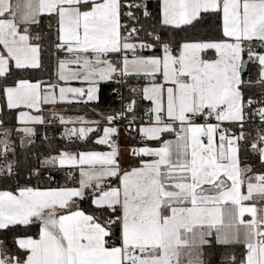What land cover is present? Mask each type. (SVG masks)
I'll list each match as a JSON object with an SVG mask.
<instances>
[{
  "label": "snow or ice",
  "instance_id": "obj_1",
  "mask_svg": "<svg viewBox=\"0 0 264 264\" xmlns=\"http://www.w3.org/2000/svg\"><path fill=\"white\" fill-rule=\"evenodd\" d=\"M0 161V264H264V0H0Z\"/></svg>",
  "mask_w": 264,
  "mask_h": 264
},
{
  "label": "trees",
  "instance_id": "obj_2",
  "mask_svg": "<svg viewBox=\"0 0 264 264\" xmlns=\"http://www.w3.org/2000/svg\"><path fill=\"white\" fill-rule=\"evenodd\" d=\"M147 2L149 3V6L152 9L156 8V3H157L156 0H149ZM52 62L53 61H49V64H51ZM249 71L251 72V75L253 77L256 76V69L253 68V69H250ZM114 87H115V85H114ZM102 100H103V103H102L101 107L104 109H116V108H119V106H120L119 102H118L119 101L118 96H115L109 88L104 89V95L102 97ZM96 110L100 111V109H96ZM59 131H60V129H56V128L45 129L44 131L39 130L37 133L38 138H36V140H35V145L34 146L30 145L27 147L31 151L29 152L23 148L20 149V157L19 158H20L22 164L24 166H27L29 161L34 163L36 160L37 153H39L40 158L43 159L45 153L41 149L52 147V144L49 143V140H53V139L58 140L61 137V136H59ZM47 134H50V137H47ZM80 143H85V142H80ZM100 147H101V145L95 144L94 141L91 143H88V149L89 150L99 149ZM8 159L13 160L14 158L12 156H9ZM252 163L257 168V170H260L259 163L255 158L252 159ZM48 176H49V173H47V172L44 174V177H42L40 179H37L36 177H29V176L25 175L23 177V180L20 183H23L24 181L30 180L29 186H33V187L38 186L41 188H45L48 186L55 187V186H57V183L61 184L64 181V179H62L63 174H61V175L54 174V181H49ZM15 183H16L15 181L10 183V184L0 182V190H14ZM37 231H38V228L33 227L29 234L34 235Z\"/></svg>",
  "mask_w": 264,
  "mask_h": 264
},
{
  "label": "crops",
  "instance_id": "obj_3",
  "mask_svg": "<svg viewBox=\"0 0 264 264\" xmlns=\"http://www.w3.org/2000/svg\"><path fill=\"white\" fill-rule=\"evenodd\" d=\"M147 1H149V0H147ZM99 112H100L99 110H96V114L93 115V108L91 105L85 106V105H75L74 104L71 106V108H69L67 105H60L58 110H57V115H64L66 119H72V120H76L79 118L96 120V119H100ZM51 113H52V109H51V107H49L48 111L45 112V117L49 118L51 116ZM45 129H47V126H42V125L36 126L37 133L39 130L44 131ZM124 130L128 134L126 129H123V131H122V129H120V134L118 137V144H119V147H120L121 152L124 155L125 159L128 160L129 158H128V154H127L126 150L129 148L130 145H133L134 139L131 138L129 134L127 135ZM33 139L36 140V137H34ZM28 146H30V145H27V147ZM95 150L96 151H107L108 148L105 145H101V147L99 149H95ZM61 174L62 173H57V175H61ZM64 182L65 181H63L61 183V185L64 184ZM228 183L230 184L231 182L228 181ZM205 187H207V186H205Z\"/></svg>",
  "mask_w": 264,
  "mask_h": 264
},
{
  "label": "built area",
  "instance_id": "obj_4",
  "mask_svg": "<svg viewBox=\"0 0 264 264\" xmlns=\"http://www.w3.org/2000/svg\"><path fill=\"white\" fill-rule=\"evenodd\" d=\"M132 86H133V87H140V86H142V85H141V84H138V83H134ZM118 98H119V97H118ZM125 124H126V121H122V122H121L120 124H118L117 126L119 127V129H121V128L126 129V128H125ZM252 126H253V127H256L255 124H253ZM62 127H63V126H61V125H59L58 123H56V124L48 125V126H47V129H54V128H56V129H60V131H59V136H61V135H62V131H61V128H62ZM69 127H70V126H69ZM126 130H127V129H126ZM127 132H128V134H129V130H127ZM132 136L135 137V140H136V141L139 140V137H138V136H135V133H133ZM47 137H50V134H47ZM0 163H2V161H0Z\"/></svg>",
  "mask_w": 264,
  "mask_h": 264
},
{
  "label": "rangeland",
  "instance_id": "obj_5",
  "mask_svg": "<svg viewBox=\"0 0 264 264\" xmlns=\"http://www.w3.org/2000/svg\"><path fill=\"white\" fill-rule=\"evenodd\" d=\"M252 72H253V71H252ZM121 129H122V131H123L124 128H121ZM124 131H125V130H124ZM125 133H126V131H125ZM126 134H127V133H126ZM127 135H128V134H127ZM127 137H128V136H127Z\"/></svg>",
  "mask_w": 264,
  "mask_h": 264
},
{
  "label": "water",
  "instance_id": "obj_6",
  "mask_svg": "<svg viewBox=\"0 0 264 264\" xmlns=\"http://www.w3.org/2000/svg\"><path fill=\"white\" fill-rule=\"evenodd\" d=\"M228 183V181H226Z\"/></svg>",
  "mask_w": 264,
  "mask_h": 264
}]
</instances>
